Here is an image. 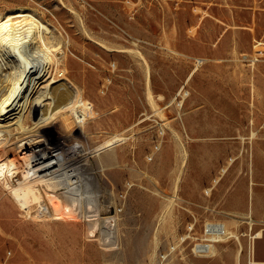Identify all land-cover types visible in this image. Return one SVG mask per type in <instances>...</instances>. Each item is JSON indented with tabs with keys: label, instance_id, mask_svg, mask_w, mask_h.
Returning <instances> with one entry per match:
<instances>
[{
	"label": "rangeland",
	"instance_id": "rangeland-1",
	"mask_svg": "<svg viewBox=\"0 0 264 264\" xmlns=\"http://www.w3.org/2000/svg\"><path fill=\"white\" fill-rule=\"evenodd\" d=\"M0 13L63 36L59 67L99 106L84 126L58 114L40 131L84 145L117 226L106 247L84 217L34 216L0 183V264H264V0H0ZM120 131L118 158L101 161L92 149ZM208 221L237 236L195 250Z\"/></svg>",
	"mask_w": 264,
	"mask_h": 264
},
{
	"label": "bare ground",
	"instance_id": "bare-ground-1",
	"mask_svg": "<svg viewBox=\"0 0 264 264\" xmlns=\"http://www.w3.org/2000/svg\"><path fill=\"white\" fill-rule=\"evenodd\" d=\"M18 15L22 18L15 20L8 15L3 19L0 15V183L27 213L45 196L53 215L43 216L45 218L61 219L87 208L100 209L98 192L90 187L92 184L89 186L88 174L80 163V157L88 150L81 143L70 142L69 136L54 143L40 131V127L58 114H61L64 127L71 120L84 126L88 113L94 114L99 103L86 97L80 85L69 78L65 61L59 67L56 50L63 36L32 14ZM64 56L66 60V51ZM191 74L192 71L186 79ZM188 93L182 84L174 97L178 94L184 97ZM11 125L15 128L13 132ZM255 132L252 130L251 134ZM12 134L15 140H10ZM125 136L123 131L114 132L92 150H104L100 160L113 162L118 156L112 148ZM230 224L227 221L206 222L205 236L195 244V250L203 246L213 251L214 242L226 235H236Z\"/></svg>",
	"mask_w": 264,
	"mask_h": 264
},
{
	"label": "built area",
	"instance_id": "built-area-1",
	"mask_svg": "<svg viewBox=\"0 0 264 264\" xmlns=\"http://www.w3.org/2000/svg\"><path fill=\"white\" fill-rule=\"evenodd\" d=\"M32 211L33 215L37 217L53 216L51 214L49 201L44 199L37 202L32 208ZM75 215L84 217L86 219L88 236H95L96 229L98 228V237L100 243L105 246L117 244V226L115 215L109 212L102 213L99 208H91L89 210L87 208V210H83L82 212H75ZM198 251L206 252L207 248L202 246L200 249H198Z\"/></svg>",
	"mask_w": 264,
	"mask_h": 264
},
{
	"label": "crops",
	"instance_id": "crops-1",
	"mask_svg": "<svg viewBox=\"0 0 264 264\" xmlns=\"http://www.w3.org/2000/svg\"><path fill=\"white\" fill-rule=\"evenodd\" d=\"M261 176H262V178L264 179V174L261 175ZM254 178H255L254 176L251 177L252 181H253ZM243 182L245 183V180H244ZM252 183L254 184V182H252ZM260 235H261V232H259L258 235H255V236H260ZM253 262H254V261H253Z\"/></svg>",
	"mask_w": 264,
	"mask_h": 264
}]
</instances>
